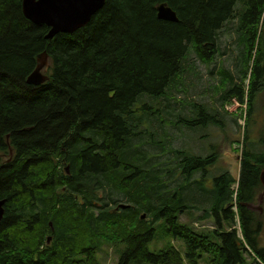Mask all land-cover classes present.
I'll list each match as a JSON object with an SVG mask.
<instances>
[{"label": "trees", "instance_id": "trees-1", "mask_svg": "<svg viewBox=\"0 0 264 264\" xmlns=\"http://www.w3.org/2000/svg\"><path fill=\"white\" fill-rule=\"evenodd\" d=\"M21 1L0 0V264H101L96 251L104 245L116 264H246L248 254L264 264L261 214L248 207L261 193L264 166V135L250 137L264 91V0H105L86 26L50 41L45 26L23 17ZM161 3L177 23L157 19ZM224 30L236 36L241 79L218 70L221 107L242 103L238 84L248 76L237 180L207 170L216 153L205 141L210 128L223 127L220 116L200 101L188 103L186 116L159 107L183 70L215 67L229 54L219 44ZM42 52L48 80L28 85ZM158 118L162 131L154 133ZM177 138L202 153L176 147ZM158 148L174 158L155 164L160 155L143 154ZM106 187L127 189L128 207L95 203ZM189 199L204 204L198 220L213 230L179 222L198 210ZM156 240L162 248L149 249Z\"/></svg>", "mask_w": 264, "mask_h": 264}, {"label": "rangeland", "instance_id": "rangeland-1", "mask_svg": "<svg viewBox=\"0 0 264 264\" xmlns=\"http://www.w3.org/2000/svg\"><path fill=\"white\" fill-rule=\"evenodd\" d=\"M235 35L231 31H222L219 36V44L222 49L226 47L230 49L229 54L220 56L216 59L215 67L206 68L196 62L194 68L185 69L182 71L181 79L176 83L172 84L169 88L165 89L166 96L161 99L160 108L164 106L169 108L172 115L181 114L186 116V110H188V103H198L199 101L203 103L208 110L221 117L223 127H212L208 130V137L206 138V145L212 144L215 147L216 157L214 161L209 165L208 172L210 175H218L222 172L229 173L235 180L238 179L239 169H240V141L243 138L242 128H249V125L245 123V110L246 102L248 101L247 96V83L248 76L240 84L244 91V97L242 103L237 99H232L230 104H226L221 107L219 98L222 93H216L214 87L219 84L221 80L218 70L221 68L228 72L231 77L234 78V81L239 82L240 74L237 68H235V59H239V50L235 48ZM187 62L193 60V56L186 57ZM245 84V87H244ZM232 87V86H231ZM256 105L254 117L257 121L256 125L252 128L250 137L254 140H257L260 135H264V91H260L256 97ZM147 103L151 102V99H146ZM190 103V104H191ZM228 113V114H226ZM159 118L152 121V126L150 127L151 131L154 133L157 131H162L159 126ZM153 133V134H154ZM185 137H183L184 139ZM155 141H159L158 137L155 136L152 138ZM148 137L143 138V141H147ZM186 143V142H185ZM175 145L178 148H183L190 150L193 153L201 154V145L196 146L195 148L189 149L186 147V144H183V140L177 138ZM163 147V146H162ZM143 154L147 158H154L155 155H160L159 158H154L155 164H168L173 158L174 155L166 154L161 149L143 151ZM203 156H208V154L203 153ZM172 167V166H168ZM166 168V167H163ZM194 176V175H193ZM174 185L170 188L173 189ZM236 189V186L234 187ZM127 189L120 188L111 189L106 187L103 191L98 193V196L101 198L99 203L103 204V209L113 208L116 205L122 204L125 205L127 197ZM258 197V196H257ZM256 197V199H257ZM187 204L198 207V210H188L185 214L180 216L179 222L184 225L186 224L189 228L194 231L199 232H210L214 229L213 224L210 220H198L202 214V207L204 204H199L196 200H186ZM262 214L260 219L261 222V231L259 238V245L264 246V200L262 201ZM186 205V202H184ZM255 203V204H254ZM253 206H257L258 203L254 202ZM145 217V214H143ZM187 227V228H188ZM101 242V240H99ZM164 240H156L149 245V249L155 250L162 248ZM171 245L182 254L183 247L179 241H172ZM80 246V244H79ZM96 256L100 260L101 264H116L118 255L116 252L108 246L104 245L101 250L96 251ZM246 264H256L253 258H250V255H244ZM198 264H206L204 261L200 260Z\"/></svg>", "mask_w": 264, "mask_h": 264}, {"label": "water", "instance_id": "water-1", "mask_svg": "<svg viewBox=\"0 0 264 264\" xmlns=\"http://www.w3.org/2000/svg\"><path fill=\"white\" fill-rule=\"evenodd\" d=\"M105 0H22L21 11L23 17L35 26H45L48 30L45 40H52L59 34H72L86 26L91 18L103 7ZM157 19L177 23L176 13L166 4L161 3L156 8ZM49 67L48 55L42 52L36 58V65L26 77V84L39 86L44 84L48 77L45 75ZM12 151L10 150V154ZM67 171V168H66ZM261 193L257 199V206H248L250 210L262 214V201L264 200V166L259 175ZM4 200H0V222L4 216ZM120 205L119 208H127ZM144 216H141L143 219ZM50 241V238L47 239Z\"/></svg>", "mask_w": 264, "mask_h": 264}, {"label": "flooded vegetation", "instance_id": "flooded-vegetation-1", "mask_svg": "<svg viewBox=\"0 0 264 264\" xmlns=\"http://www.w3.org/2000/svg\"><path fill=\"white\" fill-rule=\"evenodd\" d=\"M260 195V194H259ZM259 195H258V197H259ZM258 197H257V199H258ZM257 199H256V202H257ZM255 204V203H254Z\"/></svg>", "mask_w": 264, "mask_h": 264}, {"label": "bare ground", "instance_id": "bare-ground-1", "mask_svg": "<svg viewBox=\"0 0 264 264\" xmlns=\"http://www.w3.org/2000/svg\"><path fill=\"white\" fill-rule=\"evenodd\" d=\"M251 68V67H250ZM250 71V70H249ZM251 72V71H250ZM260 196V195H259ZM249 209H250V207H249ZM253 211V210H252Z\"/></svg>", "mask_w": 264, "mask_h": 264}]
</instances>
